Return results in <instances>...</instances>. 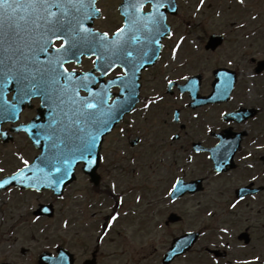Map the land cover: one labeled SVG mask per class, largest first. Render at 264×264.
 <instances>
[{
  "label": "flooded vegetation",
  "instance_id": "1",
  "mask_svg": "<svg viewBox=\"0 0 264 264\" xmlns=\"http://www.w3.org/2000/svg\"><path fill=\"white\" fill-rule=\"evenodd\" d=\"M189 10L196 22L185 16ZM170 19L176 20L171 23V37L163 41L162 62L143 74L151 79L145 83L149 93L158 94L155 103L149 99L151 122L130 124L125 131L121 124L105 139L98 187L79 168L78 180L83 177L85 183L77 180L69 185L62 199L52 191L23 188L14 182L0 189V264H44L43 254L57 257V239L62 233L70 245L67 262L109 264L105 243L116 244L117 237L137 232L131 222L140 215L145 216L147 244L157 253L165 254L175 239L187 233L198 234L192 251L173 264L192 254L218 264H264V0H244L243 4L239 0H203V4L180 0L178 14ZM220 34L222 44L208 49L209 38ZM87 62L83 59V65ZM217 70L221 71L218 88L230 92L223 102H218L223 95L215 87ZM121 74L120 69L115 71ZM192 77L197 79L195 107L189 92L179 87ZM13 97V93L7 95L9 101ZM41 105V98H32L17 121L12 115L2 124L1 131L11 139L2 143L0 135V168L4 169L0 181L17 175L26 167L24 160L30 164L41 154L20 130L37 119ZM235 113V118L228 116ZM39 121L51 123L45 117ZM144 124L148 181L129 187L146 193L122 206L120 194L106 195V182L114 168V164L108 167L109 159L118 153L117 148L113 150L123 140L131 150L141 147L144 133L134 126ZM116 137L119 141L110 157L109 140ZM136 139L139 142L132 148ZM178 184L180 192L185 188L189 192L173 198ZM85 187L98 190L102 199L91 203ZM43 205L54 206L53 218L38 213ZM116 216L117 223L110 224ZM156 237L166 239L163 249L155 246ZM95 240L98 244L92 246ZM214 253L220 257L216 259Z\"/></svg>",
  "mask_w": 264,
  "mask_h": 264
},
{
  "label": "snow or ice",
  "instance_id": "2",
  "mask_svg": "<svg viewBox=\"0 0 264 264\" xmlns=\"http://www.w3.org/2000/svg\"><path fill=\"white\" fill-rule=\"evenodd\" d=\"M147 2L150 0H129L126 8L132 11L125 12L126 24L117 30L115 39H110L108 33L94 34L84 27L85 22L90 20L95 12L100 11L95 7L96 0H0V19L14 21L8 24L10 31L0 34V100L7 104L3 90L13 83L16 85L17 99L20 102L37 92H40L47 102L53 100L55 93L53 102L58 101L56 107L63 111L68 120V124L63 128L68 142L61 139L60 144L53 145H64L67 149V152H61L63 163L69 164L71 156L75 153H79L81 158L86 153L90 155L96 147L98 136L114 122V106L110 103L108 90L105 89L102 93L94 92L89 87L87 76L77 80L68 74V70L64 68L66 57L69 53L75 56L82 48L87 47L93 55L100 52L96 59L104 61L99 68L103 69L105 74L109 68L126 65L123 76L113 83L122 84L129 90L130 97L135 96L134 78L143 67L144 53L140 50L136 57L133 56V52L129 51L126 45L129 39L139 42L140 37L132 35L129 38L127 34L142 31L162 34L163 28V17L159 12L164 6L163 0H155L153 13L144 16L141 13ZM239 2L243 4L244 0ZM20 13L23 15H19ZM20 22L26 26L24 31L36 33V37L26 47L17 41V37H21ZM57 40L63 41L62 47L55 48V54L42 61L41 54H47L49 47H54ZM152 42L159 43L154 37ZM82 89L88 92V96L80 95ZM65 105H70L68 111H64ZM149 106L148 103L145 104V108ZM53 111L55 112V109ZM57 122L53 120V124ZM48 138L51 139V135ZM44 162H48L47 157ZM23 163L25 166L29 165L27 160ZM3 171L4 169L0 168V172ZM56 171L59 172L60 168H56ZM20 175H23V170ZM19 178L14 174L0 181V189ZM60 182L62 178L57 180V184ZM222 231L226 232L227 229Z\"/></svg>",
  "mask_w": 264,
  "mask_h": 264
},
{
  "label": "rangeland",
  "instance_id": "3",
  "mask_svg": "<svg viewBox=\"0 0 264 264\" xmlns=\"http://www.w3.org/2000/svg\"><path fill=\"white\" fill-rule=\"evenodd\" d=\"M117 0H105L102 3V8L104 10L105 18L102 19L97 23V28L100 30H108V31H113L116 28V18H115V13H114V7L116 5ZM192 10L186 11L185 16L189 19L191 22H196V20L192 19L191 12ZM189 43V42H187ZM141 114V113H140ZM126 122H151L149 116L145 119L144 115L141 114L139 116H134V118H129ZM136 130L138 129L139 131H142L144 133V136L146 135V125H140L138 127L134 126ZM137 130V131H138ZM109 146H108V154L110 156V150L111 148L114 147V143L118 142L117 137L116 140L113 138L109 140ZM147 143L148 141H144L143 148L140 149L138 152L139 158L135 160L134 162H129L127 160H124L122 156L123 151H119L118 154L112 155L111 158L109 159L110 164L108 167H111L112 164H117L115 168H113L111 179L108 181H112L116 186L115 189L118 191H128L126 188L130 184H144L147 183V176H148V167H149V152L147 148ZM117 148V145H115V149ZM126 152L127 149H125ZM113 157L115 158V161L113 163ZM126 168H135L137 173H138V178L136 181L130 180L129 175L125 173ZM82 183V182H81ZM83 189V186L81 187ZM88 188V187H85ZM90 190V187H89ZM91 195H97L96 199L101 200L99 198V194H97V191H90L88 192ZM145 191L141 192V196H138L137 198L143 197V194H145ZM131 197V196H129ZM133 198V196L131 197ZM144 198V197H143ZM125 199V197H124ZM99 202V201H98ZM61 205V204H60ZM90 219V215L88 216ZM100 217H98L99 219ZM144 218L145 216L140 215L137 218H135V221H132L131 224L134 225L133 228H136L134 234H132V238L125 239L124 237H117L116 244H110L108 241L105 243V249L104 252L106 253V259L105 262L109 264H161V253L155 252L153 248H150L148 246V239L146 237L145 231V224H144ZM102 222V220H100ZM101 222L99 224H101ZM142 225V226H141ZM140 227H143V232L139 233ZM132 228V229H133ZM60 238H63L62 240H67V234L62 233L60 235ZM157 246L159 244V248H164L166 246V239L163 237H156L155 239ZM95 245L92 243V246ZM120 245V246H119ZM198 256L191 255L189 259L186 261H182L178 264H211L209 260L206 259H201L199 263L196 262V258ZM198 258H201L200 256Z\"/></svg>",
  "mask_w": 264,
  "mask_h": 264
},
{
  "label": "water",
  "instance_id": "4",
  "mask_svg": "<svg viewBox=\"0 0 264 264\" xmlns=\"http://www.w3.org/2000/svg\"><path fill=\"white\" fill-rule=\"evenodd\" d=\"M97 1L98 0H96V2ZM95 7H96V3H95ZM89 11H92V9H89ZM19 15H23V13H20ZM99 17H100L99 12H95L92 15V18L90 20L86 21L87 28L89 29V31L91 30V25L93 23V20L94 19H98ZM3 21H4L3 19H0V24L3 23ZM0 55H2V54H0ZM138 78L139 77H136L135 76V78H134L135 79V83L137 82ZM89 87L92 90V86H89ZM106 89L108 90V88H106ZM134 92H135V96H132L131 97V101H130V95L129 94L126 95V98L125 99L129 100V105L128 106H126V107H124V108H122L120 110L119 109H116V110L113 109V113L112 114H113V116L115 115L114 116V122H112V123L109 124L108 129L104 130L102 135H99L98 136V139L96 141V147L93 149L92 153L90 155L86 153L83 158H81L79 156V153H75L74 155L71 156V159L69 160V162H71V161L74 160V164L75 165H76V163H79V162H85V163L89 164V166H91L92 164H94L95 160L98 158V152H99V149H100V146L99 145L101 143L102 137L111 130V128L114 126V124H116L117 122L120 121V119H121V117H122L123 114H125L127 112H130L131 109L133 108V106L135 105V103L137 102V100H138V86H135ZM125 109H127V110H125ZM61 139H63V138L58 137L57 141L60 142ZM61 152H62V150H59L58 149V153H57L58 156L55 157L56 162L54 163V165H57V168L62 167V169H60L59 172H57L55 170L53 172V174L54 175H57V177H58L57 180L60 179V178H62V180L65 179V178H67V179H65L64 183H69L71 181V180H69V177H70V175L72 173L71 164L69 163L70 164V167H69V164H65V163L62 162L63 161V156L61 155ZM63 152H67V149H64ZM66 169H67V175H65V170ZM95 169H96V166L92 170H88L89 174L92 177H94ZM60 183H62V182H60ZM184 246H185V244H182L180 246V248H182L180 250V252H174V253H172L171 257H175L176 255H180L181 253H183L187 249V247H184ZM177 249H178V247H176L174 250H177Z\"/></svg>",
  "mask_w": 264,
  "mask_h": 264
}]
</instances>
